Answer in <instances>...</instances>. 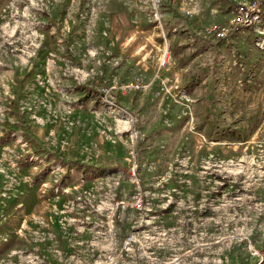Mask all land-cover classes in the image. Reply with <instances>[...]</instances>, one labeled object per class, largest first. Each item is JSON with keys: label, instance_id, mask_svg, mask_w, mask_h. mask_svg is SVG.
I'll return each instance as SVG.
<instances>
[{"label": "rangeland", "instance_id": "374dc122", "mask_svg": "<svg viewBox=\"0 0 264 264\" xmlns=\"http://www.w3.org/2000/svg\"><path fill=\"white\" fill-rule=\"evenodd\" d=\"M231 15L0 0V264H264V17Z\"/></svg>", "mask_w": 264, "mask_h": 264}, {"label": "built area", "instance_id": "2783aa9c", "mask_svg": "<svg viewBox=\"0 0 264 264\" xmlns=\"http://www.w3.org/2000/svg\"><path fill=\"white\" fill-rule=\"evenodd\" d=\"M232 15L228 26L214 24L206 28V33L223 38L230 27L237 29H256L264 17V0H229ZM186 14L191 11L185 10ZM156 16V15H155ZM131 238H128L129 240Z\"/></svg>", "mask_w": 264, "mask_h": 264}, {"label": "bare ground", "instance_id": "6f19581e", "mask_svg": "<svg viewBox=\"0 0 264 264\" xmlns=\"http://www.w3.org/2000/svg\"><path fill=\"white\" fill-rule=\"evenodd\" d=\"M164 57V56H163Z\"/></svg>", "mask_w": 264, "mask_h": 264}]
</instances>
